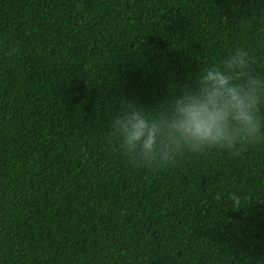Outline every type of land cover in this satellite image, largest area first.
<instances>
[{
	"label": "trees",
	"instance_id": "16d2710c",
	"mask_svg": "<svg viewBox=\"0 0 264 264\" xmlns=\"http://www.w3.org/2000/svg\"><path fill=\"white\" fill-rule=\"evenodd\" d=\"M236 47L264 73V0H0V264H264V140L148 168L109 128Z\"/></svg>",
	"mask_w": 264,
	"mask_h": 264
},
{
	"label": "clouds",
	"instance_id": "9594fccd",
	"mask_svg": "<svg viewBox=\"0 0 264 264\" xmlns=\"http://www.w3.org/2000/svg\"><path fill=\"white\" fill-rule=\"evenodd\" d=\"M253 63L247 49L236 47L153 111L121 97L109 128L122 154L163 167L184 152L232 151L264 140V73Z\"/></svg>",
	"mask_w": 264,
	"mask_h": 264
}]
</instances>
